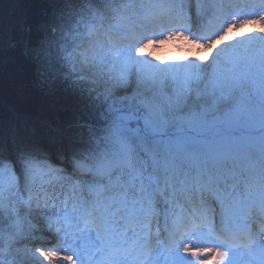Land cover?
<instances>
[{"label":"rangeland","instance_id":"1","mask_svg":"<svg viewBox=\"0 0 264 264\" xmlns=\"http://www.w3.org/2000/svg\"><path fill=\"white\" fill-rule=\"evenodd\" d=\"M175 3L191 6L184 15L173 10L184 24L144 29L136 45L100 46L72 61L73 73L88 79L96 95L124 105L125 110L117 112L113 121L130 119L126 110L141 106L160 125L192 101L199 89L209 91L207 101L217 97L214 74L240 62L250 68L263 62L264 1L229 0L214 7L218 9L210 16L198 0ZM256 9L261 12L251 15ZM239 10L241 14L235 15ZM147 59L158 65L159 78L154 91L138 99L132 82L138 74L134 67ZM45 77L44 85H48L52 80ZM254 86L247 95L251 100L264 90V71ZM78 141L87 156L71 146L73 151H66L76 170L42 157L44 147L34 140L20 142L17 151L34 160L29 168L14 156H1L5 162L0 164V233L7 238L8 264H107L102 257L108 250L96 249L109 240L120 243L114 245L118 248L115 261L134 246L119 264L134 256L143 260L141 264H167L179 253L194 264H212L211 256L197 253L208 247L212 254L219 252L212 235L215 222L227 211L247 220L252 213L259 217L264 208V160L248 163L249 171L226 172L216 166L214 154L193 144L185 165L180 167L178 160L172 167L160 148L146 151V142L140 140L134 143L130 160L120 156L118 162L103 165L107 154L97 136L80 131ZM154 155L159 157L160 174L153 172ZM167 166L173 171H165ZM58 226L62 229L56 232ZM255 226L253 239L264 247V225ZM185 232L189 236L181 242L178 238ZM164 236L174 240L172 249L166 248ZM218 245L225 248L228 243ZM238 248L230 254H237ZM79 250L86 254L84 258L79 257ZM220 264L245 262L233 259Z\"/></svg>","mask_w":264,"mask_h":264},{"label":"trees","instance_id":"2","mask_svg":"<svg viewBox=\"0 0 264 264\" xmlns=\"http://www.w3.org/2000/svg\"><path fill=\"white\" fill-rule=\"evenodd\" d=\"M180 1L0 0V164L5 154L29 168L34 160L17 152L19 143L29 140L53 147L60 158L69 146L87 156L78 141V133L86 130L99 138L107 154L103 165L120 156L130 160L140 140L146 151L160 148L172 167L185 165L193 144L214 154L216 166L226 172L249 171L248 163L264 160V90L254 100L247 96L264 71V51L263 62L252 68L240 62L214 74L217 97L207 101L209 91L199 89L160 125L141 106L126 110L130 119L113 121L124 105L96 95L88 79L73 73L72 61L89 49L137 44L142 23L155 24L157 16L177 10ZM199 1L206 8L218 2ZM134 68V92L141 99L154 91L158 65L147 59ZM47 75L52 81L44 85ZM154 157L153 172L160 174L159 157ZM170 166L164 170L173 171ZM6 242L0 233V264L9 262Z\"/></svg>","mask_w":264,"mask_h":264},{"label":"bare ground","instance_id":"3","mask_svg":"<svg viewBox=\"0 0 264 264\" xmlns=\"http://www.w3.org/2000/svg\"><path fill=\"white\" fill-rule=\"evenodd\" d=\"M262 1H264V0H261V2ZM260 12H261L260 9H256V10H254V13H251V15H256V14H259ZM239 14H241V10L235 12V15H239ZM193 17L194 16H192V18L188 22L192 23ZM263 19H264V17H263ZM35 142L40 144V145H42L44 147L41 150V151H43V153L42 154L40 153V155H42V157L43 156H45V157L47 156L51 160L53 159V160H55V161H57L59 163H62L64 165L70 167V169H72V170L73 169H75V170L77 169V167H75L73 162L71 161V158L70 159L68 158L69 155L66 154V156L64 157V160H63L55 153L56 151H54L53 147L48 146L47 144L39 142V141L38 142L35 141ZM201 199L204 200L203 198H201ZM260 212H261L262 215H264V208H262L260 210ZM234 215H235L234 212L227 211L224 214L223 223H226V222L229 221V218H228L229 216H230V218H234ZM57 216L60 217V215H57ZM240 220H241V223H240V221H238V220L237 221L239 222L241 227L242 226H247L248 224H251L250 221H246V220H244L242 218ZM89 222H90V220H87V223H89ZM259 225H260V223H259ZM179 228L183 229V227H181V226H179ZM61 229H62V226H58L57 228H55V231L59 232ZM204 232H205V234L209 233L208 230H205ZM187 236H189V235H188V233L185 232V234L183 236H180L178 239L182 242V241L185 240V238H187ZM42 239H44L45 241L49 240L48 237H45V236H43ZM33 241L36 242V240H33ZM250 244L255 245L256 243L253 240H251ZM108 246H109V243L107 244V243L103 242V244L99 248H97L96 250L102 252ZM196 246L197 245H189L188 248H191V247L192 248H196ZM216 247L219 249V252H213V254H212L211 249L208 247L207 249L204 250V252L202 254H199V252H198L197 255L198 256H202V257L203 256H205V257L206 256H211V258L209 260H210V262L212 264H220V262H222V261H225L226 263H229V262L231 263L233 259H236V261L244 260L245 264H264V258H261V259L254 258V255H252L250 253V251L240 250L237 254H230L232 252L230 250L231 246L228 249H226V250H225V248H219V246H217V245H216ZM131 249H134V246H130V249H128L127 251H123V254L121 255L122 258L121 259H120V257L117 258V261L115 262V264H119V262L124 261L123 258L128 257V252H130ZM96 250H94V255L97 254ZM117 251H118V249L115 250V252H117ZM78 255H79V257H83L84 258V255H86V254H84L83 252L80 251L78 253ZM183 257H184V255L180 254V253L176 254V256L174 255V259L177 260L178 262L182 263V264H194L192 262V260L187 259V258H183ZM142 262H143L142 259H138V257H136V258L133 257V259L130 258L129 262H126L124 264H127V263L141 264ZM103 263H101V264H103ZM154 264H162V262H156Z\"/></svg>","mask_w":264,"mask_h":264}]
</instances>
